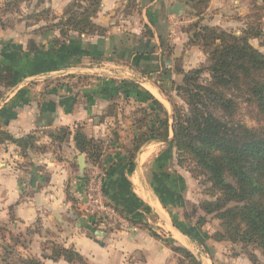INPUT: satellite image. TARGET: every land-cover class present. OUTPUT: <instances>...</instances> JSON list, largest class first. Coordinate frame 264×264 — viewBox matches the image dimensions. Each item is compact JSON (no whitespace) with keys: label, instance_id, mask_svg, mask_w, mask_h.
<instances>
[{"label":"crops","instance_id":"obj_1","mask_svg":"<svg viewBox=\"0 0 264 264\" xmlns=\"http://www.w3.org/2000/svg\"><path fill=\"white\" fill-rule=\"evenodd\" d=\"M11 1L0 0V9ZM169 1L139 0L142 19L133 16L130 23L117 26L113 21L116 0H105L99 22L108 28L106 36L93 40L73 35L74 40L57 52L50 46L43 48V54L28 56L25 44L13 40L16 37L0 39V69L12 65L15 70L13 85L0 87V129L15 139L27 135L36 138L35 148L25 155L10 142L0 143V224L32 235L38 258V240L39 244L52 240L55 248L71 249L85 264H127L124 257L131 250L144 254L140 264H158L161 259L157 253H146L156 242L151 237V241L146 239L147 246L138 242L145 233L141 224L149 226L153 215L188 244L189 238L181 234V219L169 212L172 206L178 207L172 203L175 193L156 188L161 185L154 173L148 179L158 160L172 154L168 144L173 135L170 119L167 140L148 136L133 162L126 156V140L132 142L139 131L129 110L141 106L148 116L166 112L165 93L172 80L180 77L174 75V63L181 59V69L187 71L200 59L198 51H189L186 43L190 36L182 25H173L172 18L179 15H170ZM141 27L146 28V35H141ZM127 31L134 36L122 37ZM119 72L125 76L119 79ZM121 81L136 83L140 97L124 96ZM111 109L115 115L108 116ZM60 129L70 131L68 140L51 138L50 134ZM77 129L88 140L105 144L96 163L76 149ZM92 179L103 186L105 200L122 213H117L119 228H111L109 221L91 229L80 221L87 184ZM41 261L79 264L62 257ZM174 261L178 264L177 257Z\"/></svg>","mask_w":264,"mask_h":264},{"label":"rangeland","instance_id":"obj_2","mask_svg":"<svg viewBox=\"0 0 264 264\" xmlns=\"http://www.w3.org/2000/svg\"><path fill=\"white\" fill-rule=\"evenodd\" d=\"M12 1L16 3V5L9 6L7 12L2 11L4 7L0 9V39L3 37H16L13 40L16 42L21 41L22 45L24 43L26 50H28L31 42H34L37 47L48 48L50 46L58 47L59 44L66 41L67 37H63L60 34V20L64 18L65 11L74 0ZM187 1L189 2L185 3ZM207 1L208 2L205 0H171L167 2L168 5H171L169 9L173 8L175 5L179 7L177 12L173 13L179 16L172 18V23L173 25L175 24V27L182 25L184 33L190 36L186 43L187 46H190L189 51H198L197 53H199L200 59H198V62L192 63V65L189 66L190 69L187 71L199 68L205 69L208 67L210 54L215 47L214 45L218 44V41H216L215 44H210L209 41H207L205 45L202 43L201 37L197 39L194 37L195 34L201 33V30L205 27L216 29L217 31H225L238 38L247 36L249 44L255 50L264 54V0ZM104 2L105 0L101 1L98 12L92 18V21L97 26L106 30L104 35L106 36L108 28L103 27V24L99 22L100 15L103 12L102 8ZM116 5L117 6L113 10V21H116L115 24H117V26L120 24L123 25L125 22L130 23L129 19H133V16L142 19V9L139 0H116ZM116 18L118 19L116 20ZM229 21H234L235 23L230 26H224L226 25L225 23ZM217 22H219V24L215 26ZM2 23L5 25L4 28L1 27ZM48 30H52L51 33L47 32ZM120 30L122 31L123 29ZM140 30L141 35H146L145 27H141ZM3 32H6V34H3ZM245 32L249 33L250 36L247 34L244 35ZM44 33L50 34L46 41L42 42L40 38ZM123 33L122 37L134 36L128 31ZM70 34L93 40L104 37L98 35L96 32L93 34ZM181 62V59L177 60L173 66L174 75L180 77H176L179 81L172 80L168 87L170 90L165 93V101L167 102L166 112H161L160 110V113L150 114L148 116L147 111L141 106H133L129 110L133 114V122H135L136 128L139 131L132 142L126 140L128 145V153H126L128 161L135 160L137 156L136 153H134L135 145L144 143L145 136L148 135L150 129H158V131L161 132L164 122L166 120L168 122L170 119V127L174 135L175 113L178 112V114L181 113L182 115L188 114L189 108L186 105V99L177 90V88L182 85V72H187L181 69ZM124 76L125 73H118L119 79ZM199 82L201 84L209 82V74L207 72L203 73ZM120 83L124 96L131 95L134 98L140 97L141 91L135 86L136 83L132 81H121ZM0 87L3 89L6 88L2 84H0ZM0 93L2 94L1 91ZM115 106V104H112L113 108ZM113 111L114 109H111L108 116L115 115ZM251 113V110L244 105L238 113L237 119H241L247 123L248 126H257V122L253 120V114ZM116 118L119 119L118 116H116ZM121 120L124 121L123 118H121ZM118 125L119 124H117V126ZM102 146L104 151L105 144ZM169 147L172 149L170 158L165 157L158 160V167L150 171L148 179L152 178V173H154L155 180L161 185H156V188L159 187L166 190L169 188L170 191L175 193L174 197L172 194L170 195L173 197L172 203H175L178 207L172 206L171 209L169 208V212L172 213V216L176 214V216L181 219L180 221L183 223L181 234L187 236L189 242L185 245L177 233L171 230L170 227L163 225L164 221L157 215H153L149 226L146 224H141L140 226V229L145 231V233H141V236L138 237V242H143L145 246H147L146 239L150 240L149 237L156 242L155 247L148 248L149 251H146V253L148 252V254H151V251L157 253V256L161 259L158 264H173L175 262V257L181 259L183 257L173 254L168 251V249L172 250L174 247L184 246L193 254L197 263L191 262L189 259L185 258L183 264H264V253L255 244L245 245L239 242L233 243L227 240H217L216 234L221 232V222L216 217V214H206L200 205L202 202H214L217 194H215L214 190L211 188L208 178L197 168L196 163L190 155L183 154L180 156L174 147ZM165 184L166 186H163ZM161 203L164 205L163 202ZM119 215H122V213ZM80 221L91 229H95L93 227L94 225L84 217H80ZM111 223L113 226L111 228L116 227L117 229L121 226L118 219L115 221L113 220ZM167 223L170 224V221H167ZM32 242L33 236L28 232L24 234L16 230H9L4 227V224H0V264H23L24 261L31 260L37 261V263L39 262L38 264H44L41 260H45L48 257L53 259L56 258V248L58 246L55 248L56 245L54 241L46 240L39 244L38 240V250L41 251V258L35 255ZM163 247L167 248V250H164ZM143 259L144 254L135 250H131L129 253L125 254L124 257L127 264H140L139 262ZM83 264L85 263L83 262Z\"/></svg>","mask_w":264,"mask_h":264},{"label":"trees","instance_id":"obj_3","mask_svg":"<svg viewBox=\"0 0 264 264\" xmlns=\"http://www.w3.org/2000/svg\"><path fill=\"white\" fill-rule=\"evenodd\" d=\"M101 1L74 0L70 4L60 20V34L67 39L56 46L55 52L67 41L74 40L70 33L96 32L100 36L105 35L106 30L92 21ZM14 4L13 1L7 3L2 11L7 12V8ZM1 27L5 25L2 23ZM50 33H44L42 37ZM194 37H201L204 44L207 41L210 44L218 41V44L214 45L210 54L208 67L181 71L182 85L177 90L186 99L189 109L187 115L175 113L174 135L168 144L180 156L188 154L192 157L217 194L214 202L200 204L206 214H216L221 222L217 240L255 244L264 253V54L249 44L247 36L238 38L225 31L205 27ZM44 52L43 47L31 42L25 55ZM205 72L209 74V82L201 84L199 80ZM14 74L12 65L2 66L0 84L12 86ZM244 105L251 110L257 126H248L237 119ZM162 128L161 132L150 129L145 140L148 136L167 140V120ZM69 135L68 129L50 134L58 142L68 140ZM35 141L32 135L15 139L0 129V143L16 145L22 155L35 148ZM74 142L76 149L86 154L91 162L98 161L102 152L100 142L88 140L80 129L75 131ZM141 145H135L134 153ZM172 251L183 257H178V264H183L185 258L197 263L193 254L184 247L177 246ZM61 257L69 263L83 264V260L71 249L58 247L56 258ZM24 262L39 263L32 260Z\"/></svg>","mask_w":264,"mask_h":264},{"label":"built area","instance_id":"obj_4","mask_svg":"<svg viewBox=\"0 0 264 264\" xmlns=\"http://www.w3.org/2000/svg\"><path fill=\"white\" fill-rule=\"evenodd\" d=\"M85 196L86 206L83 210V216L93 225H103L118 218L114 205L105 200L103 186L100 183L92 179L87 184Z\"/></svg>","mask_w":264,"mask_h":264},{"label":"water","instance_id":"obj_5","mask_svg":"<svg viewBox=\"0 0 264 264\" xmlns=\"http://www.w3.org/2000/svg\"><path fill=\"white\" fill-rule=\"evenodd\" d=\"M178 6L177 5H175L173 8H170L169 9V13L170 14H173V13H176L177 12V10H178ZM80 159L82 160V157H80Z\"/></svg>","mask_w":264,"mask_h":264},{"label":"bare ground","instance_id":"obj_6","mask_svg":"<svg viewBox=\"0 0 264 264\" xmlns=\"http://www.w3.org/2000/svg\"><path fill=\"white\" fill-rule=\"evenodd\" d=\"M138 185V184H137Z\"/></svg>","mask_w":264,"mask_h":264}]
</instances>
